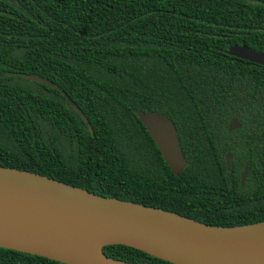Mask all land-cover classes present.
<instances>
[{"label":"trees","instance_id":"obj_1","mask_svg":"<svg viewBox=\"0 0 264 264\" xmlns=\"http://www.w3.org/2000/svg\"><path fill=\"white\" fill-rule=\"evenodd\" d=\"M232 45L264 52V0H0V166L206 224L264 220V67ZM136 110L172 121L176 174ZM0 264L65 263L0 247Z\"/></svg>","mask_w":264,"mask_h":264},{"label":"water","instance_id":"obj_2","mask_svg":"<svg viewBox=\"0 0 264 264\" xmlns=\"http://www.w3.org/2000/svg\"><path fill=\"white\" fill-rule=\"evenodd\" d=\"M231 53L264 67V52L232 45ZM29 80L53 85L30 74ZM86 122L82 112L63 93ZM139 119L170 172L176 174L187 161L180 151L172 121L155 110H136ZM230 118L226 130L239 127ZM89 133L90 125H87ZM264 135V128L261 136ZM230 153L224 154L228 167ZM244 163L240 185L246 176ZM47 232L101 239L98 257L103 264H136L106 256L101 248L122 244L172 264H264V220L235 225H214L158 207L103 196L39 173L0 166V247L44 256L24 248V242Z\"/></svg>","mask_w":264,"mask_h":264},{"label":"bare ground","instance_id":"obj_3","mask_svg":"<svg viewBox=\"0 0 264 264\" xmlns=\"http://www.w3.org/2000/svg\"><path fill=\"white\" fill-rule=\"evenodd\" d=\"M101 241L95 237L70 236L63 232L47 237V232H44L30 241H25L24 248L70 264H103L98 257Z\"/></svg>","mask_w":264,"mask_h":264}]
</instances>
